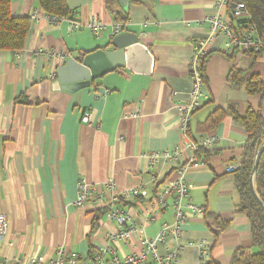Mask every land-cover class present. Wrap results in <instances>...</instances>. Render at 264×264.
Here are the masks:
<instances>
[{"label":"crops","instance_id":"obj_1","mask_svg":"<svg viewBox=\"0 0 264 264\" xmlns=\"http://www.w3.org/2000/svg\"><path fill=\"white\" fill-rule=\"evenodd\" d=\"M11 1L13 16L30 17L31 26L22 51L0 50V213L8 221V232L0 239V263L5 258L26 262L63 249L78 253V264H88L106 247L122 259L139 251L143 237L155 238L164 223L174 220V209L168 207L156 223L148 224L144 210L157 186L172 182L193 155L179 131L176 106L189 97L193 40L206 35L201 22L216 13V0L130 5L123 34L138 35L148 47L154 57L152 75L118 69L74 93L53 89L56 77L51 75L65 61L55 59L48 66L38 52L64 51L80 59L105 48L111 30L96 37L88 29L73 30L71 24H87L93 16L113 24L105 0H66L73 20L60 22H52L38 0ZM223 46V39L211 46L204 70L206 98L190 128L192 140L208 135L210 128L217 138L206 150L207 161L189 167L186 174L189 197L207 216H190L180 240L170 236L172 247H182L178 264H204L202 241L211 251L207 264H231L237 252H256L250 221L239 212L236 174L227 170L242 163L249 138L235 117L249 108L264 117V95H249L228 76L236 69L245 80L257 74L264 82V52L255 60L239 52L231 59ZM86 113L90 125L82 121ZM176 146L183 149L179 161L161 160L150 168L149 154ZM83 178L97 185L114 182L118 190L145 187V198L124 204L131 222L144 233L133 234L127 245L111 240L121 230L117 222L104 213L95 223L102 209L75 205ZM217 220L229 226L221 230ZM158 252L162 255L163 248Z\"/></svg>","mask_w":264,"mask_h":264},{"label":"built area","instance_id":"obj_2","mask_svg":"<svg viewBox=\"0 0 264 264\" xmlns=\"http://www.w3.org/2000/svg\"><path fill=\"white\" fill-rule=\"evenodd\" d=\"M216 13L206 17L201 24L206 26L207 33L204 37L194 39L189 59V78L191 90L187 100L177 103L179 113V131L186 138V147L191 149L193 155L186 164L177 170V177L164 188H157L156 196L152 201L146 203L144 216L148 224L156 223L160 215L168 207L174 209V220L172 223H164L155 238L143 237L141 248L124 258H120L117 251L112 248H100L88 264H178L182 247H172L170 236L178 241L183 237L184 226L190 216L204 217L205 210L198 207L189 197V184L186 174L189 167L204 163L203 158L197 155L200 150L212 148L217 138L214 134H208L192 140L190 138L191 122L194 115L203 107L206 98L204 70L210 55L211 46L220 39H223V52L231 55L234 52L241 54L264 52V37L258 34L254 25L249 22L250 15L242 3H234L233 0H216ZM52 22L64 21V18L50 16ZM73 30L88 29L94 36L99 37L106 30H111V37L121 35L125 31L126 24L113 23L107 25L93 16L87 24L71 22ZM38 55L45 57L47 65L51 66L55 59L66 61L71 55L64 51H39ZM56 77V73L51 75ZM110 91L107 90L106 94ZM140 115V111L132 114V117ZM82 121L90 125L88 113L84 114ZM183 155V149L176 146L173 150L151 153L147 156L150 168L153 169L161 160L174 164ZM241 168L237 163L228 168L233 172ZM154 185L157 178L152 177ZM147 195L145 187L129 188L118 190L114 182H107L103 185L93 184L86 179H80L77 184V199L75 205L83 207L92 204L96 208L107 211L106 217L115 221L120 226V232L111 237V240L122 241L125 245L131 242L133 234L144 233L131 222L129 215L123 205L129 201L145 198ZM108 199V200H107ZM106 202L108 204L106 205ZM8 232V221L4 214L0 213V239ZM159 247L163 248L160 255ZM201 261L207 264L211 256L208 244L202 241L199 244ZM80 255L76 252L67 253L63 249H57L51 256L32 257L26 262L18 258H5L0 264H78Z\"/></svg>","mask_w":264,"mask_h":264},{"label":"trees","instance_id":"obj_3","mask_svg":"<svg viewBox=\"0 0 264 264\" xmlns=\"http://www.w3.org/2000/svg\"><path fill=\"white\" fill-rule=\"evenodd\" d=\"M235 1V2H234ZM144 0H130V5L139 4ZM234 3L245 5L250 18L249 22L254 25L258 34L264 37V1L263 0H233ZM40 8L50 16L73 20L74 13L69 9L66 0H38ZM107 9L113 16L115 23L127 24L129 13L125 12L117 0H105ZM30 17H14L12 13V1L0 0V50L19 52L25 48L28 34L30 31ZM254 60L262 52L245 53ZM237 55L234 52L230 58ZM205 81V77H204ZM228 81L236 86H244L249 95H264V82L257 74L250 79L245 80L242 72L233 69ZM234 113L233 111H231ZM236 120L245 128L249 135L246 145L241 168L231 173L236 174V191L239 197V212L245 214L251 226L253 247L256 252L253 254H244L237 252L231 264H264V209L253 196L252 185L259 199L264 204V153L261 157L257 172L253 175L256 154L258 148L264 144V117L260 112L249 108L244 116L236 115ZM211 129V128H210ZM208 134H214L210 130ZM260 145L258 147V142ZM197 155L207 161L209 153L206 150H200ZM159 186H157L158 188ZM156 188V192H157ZM124 207V205H123ZM105 210H98L95 223L100 217L106 214ZM207 216L205 210L204 217ZM217 226L223 230L229 226L228 223L217 220Z\"/></svg>","mask_w":264,"mask_h":264},{"label":"water","instance_id":"obj_4","mask_svg":"<svg viewBox=\"0 0 264 264\" xmlns=\"http://www.w3.org/2000/svg\"><path fill=\"white\" fill-rule=\"evenodd\" d=\"M120 7L129 13L130 0H117ZM118 69H127L135 74L151 76L154 70V57L140 37L134 33H125L111 37L105 48L85 55L83 58H70L56 69V81L53 84L55 91L74 93L82 88L91 86L95 80ZM258 142V147L260 145ZM264 153V144L258 148L253 175L258 170L261 157ZM253 196L264 209L252 185Z\"/></svg>","mask_w":264,"mask_h":264}]
</instances>
